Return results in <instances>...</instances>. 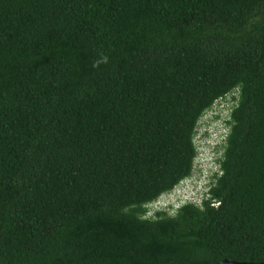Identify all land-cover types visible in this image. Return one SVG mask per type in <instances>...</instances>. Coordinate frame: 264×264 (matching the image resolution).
Segmentation results:
<instances>
[{
  "label": "trees",
  "instance_id": "obj_1",
  "mask_svg": "<svg viewBox=\"0 0 264 264\" xmlns=\"http://www.w3.org/2000/svg\"><path fill=\"white\" fill-rule=\"evenodd\" d=\"M233 95L201 206L203 117ZM264 263V0H0V264Z\"/></svg>",
  "mask_w": 264,
  "mask_h": 264
},
{
  "label": "rangeland",
  "instance_id": "obj_2",
  "mask_svg": "<svg viewBox=\"0 0 264 264\" xmlns=\"http://www.w3.org/2000/svg\"><path fill=\"white\" fill-rule=\"evenodd\" d=\"M236 105L237 101H234L231 95L217 102L214 108L206 113L196 137L199 155L193 176L180 184L173 192L150 205L151 215L155 216L161 209L170 210L173 215H176L177 211L187 203H201L208 198L214 175L220 172L219 160L223 157L224 146L230 132L228 122Z\"/></svg>",
  "mask_w": 264,
  "mask_h": 264
},
{
  "label": "clouds",
  "instance_id": "obj_3",
  "mask_svg": "<svg viewBox=\"0 0 264 264\" xmlns=\"http://www.w3.org/2000/svg\"><path fill=\"white\" fill-rule=\"evenodd\" d=\"M214 177H215V175H214ZM164 196V195H163ZM162 196V197H163ZM209 197V196H208ZM206 199V198H205ZM204 199V200H205ZM203 200V201H204ZM203 201L201 202V203H195V202H190V203H187V204H195V205H197V206H201L202 204H203ZM159 212H164V213H167V214H169L170 216H174L172 213H171V211L170 210H166V209H161V210H158L157 212H156V214H155V216L154 215H151V213H150V209H149V212L147 213V218H154V217H156L157 216V213H159Z\"/></svg>",
  "mask_w": 264,
  "mask_h": 264
},
{
  "label": "water",
  "instance_id": "obj_4",
  "mask_svg": "<svg viewBox=\"0 0 264 264\" xmlns=\"http://www.w3.org/2000/svg\"><path fill=\"white\" fill-rule=\"evenodd\" d=\"M220 264H248V263H238V262L224 261V262H222ZM262 264H264V263H262Z\"/></svg>",
  "mask_w": 264,
  "mask_h": 264
}]
</instances>
